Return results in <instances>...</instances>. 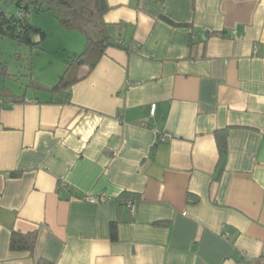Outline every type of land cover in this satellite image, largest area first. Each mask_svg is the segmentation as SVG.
I'll return each mask as SVG.
<instances>
[{"label": "crops", "instance_id": "1", "mask_svg": "<svg viewBox=\"0 0 264 264\" xmlns=\"http://www.w3.org/2000/svg\"><path fill=\"white\" fill-rule=\"evenodd\" d=\"M107 1L70 100L1 111L0 264H264V0Z\"/></svg>", "mask_w": 264, "mask_h": 264}, {"label": "trees", "instance_id": "2", "mask_svg": "<svg viewBox=\"0 0 264 264\" xmlns=\"http://www.w3.org/2000/svg\"><path fill=\"white\" fill-rule=\"evenodd\" d=\"M3 0H0V3ZM14 12L8 9L2 10L0 6V37H12L19 43L38 45L46 38V33L39 27L31 24L29 18L20 20L17 11L25 8L33 13L50 12L59 21L62 27L76 29L84 33L87 37L85 49L81 53H76L67 60L68 68L61 77L58 84L47 89L50 92H60L62 95L57 99L45 100L46 103H63L70 100V87L81 80L80 75L83 66L91 71L100 61L108 46L122 45L111 41L108 32V24L105 21V14L109 10L107 0H18ZM94 32V36L91 34ZM35 37L37 39H35ZM0 75H9L8 65L0 61ZM26 95H15L14 93L0 89V115L5 104L22 103L26 100ZM216 138L221 156L226 152L227 137L226 132L216 131ZM20 173V172H19ZM18 172H12V176H17ZM37 242V233H20L13 231L10 237V248L14 251L32 252ZM36 264H54L46 258H39Z\"/></svg>", "mask_w": 264, "mask_h": 264}, {"label": "rangeland", "instance_id": "3", "mask_svg": "<svg viewBox=\"0 0 264 264\" xmlns=\"http://www.w3.org/2000/svg\"><path fill=\"white\" fill-rule=\"evenodd\" d=\"M15 8L13 3L8 10L14 12ZM33 19L34 25L47 35L38 45L0 37V61L7 63L9 72L0 75V89L41 100L57 99L62 94L47 89L54 88L61 80L68 68L67 60L84 51L87 37L79 30L62 27L50 12H35L29 21Z\"/></svg>", "mask_w": 264, "mask_h": 264}, {"label": "built area", "instance_id": "4", "mask_svg": "<svg viewBox=\"0 0 264 264\" xmlns=\"http://www.w3.org/2000/svg\"><path fill=\"white\" fill-rule=\"evenodd\" d=\"M17 17L20 20H25L26 18L31 17V11H29L28 9H25V8L22 7V8H20L17 11ZM155 108H156V105L153 104V106H152V111L153 112L155 111ZM163 138H168V135H164ZM86 198H87V200L89 202H92V203L105 202L107 200V196H100V197H97V196H87ZM127 204H128V207H129L131 213L132 214H135L136 207H137L136 201L133 200V199H130V200L127 201Z\"/></svg>", "mask_w": 264, "mask_h": 264}, {"label": "water", "instance_id": "5", "mask_svg": "<svg viewBox=\"0 0 264 264\" xmlns=\"http://www.w3.org/2000/svg\"><path fill=\"white\" fill-rule=\"evenodd\" d=\"M10 2H11V0H3V1L0 3V6H1L2 10L7 9L8 4H10Z\"/></svg>", "mask_w": 264, "mask_h": 264}]
</instances>
